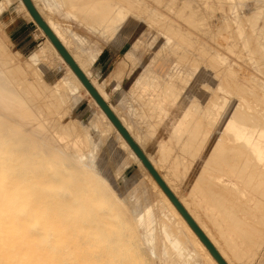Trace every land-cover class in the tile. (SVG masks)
Wrapping results in <instances>:
<instances>
[{
	"label": "rangeland",
	"instance_id": "1",
	"mask_svg": "<svg viewBox=\"0 0 264 264\" xmlns=\"http://www.w3.org/2000/svg\"><path fill=\"white\" fill-rule=\"evenodd\" d=\"M5 1L8 3L6 6L4 5L5 7H2L0 12L6 9L10 10L9 7L11 3H13V6H15L13 8L16 12L13 11L12 14L16 15L17 13L19 16L22 15L26 18V20H28V31L30 32V37L33 39L32 43L28 47L21 50L19 47L15 46L14 42L9 38L5 23L2 22L0 18V53H2L1 55L5 57L8 56V61L3 66H8L9 68L6 67L7 69H12L10 66H16L18 69L22 67L21 70L19 69V74H21V76L22 74L25 75L24 78L23 76L21 77L22 80H20V76L19 78H14H17L20 82L18 80L12 81L11 79L12 85L14 84L13 87L17 90V92L23 91L22 93L18 92V95L20 96H18V98L23 100L19 99L23 102L21 106L22 109H30L28 111H31L33 115H35V118H37V121H33L38 122L39 120L40 123H43L48 132L60 142L67 143L72 141L73 135L70 131H62L59 129L55 125L58 124V122L59 124L64 122V125L67 124V122H72L77 124L76 128L79 127L82 131H85L83 126H86L89 132L87 145L84 147L83 145L78 144L76 149L83 152V161H86L89 158L86 154L87 151H90L91 149L90 153L93 156L92 164L95 179L102 183V193L99 196V199L97 197H95V199L93 198L94 195L92 196L94 191L92 189L87 190L83 188L82 182H79V180H76L78 182L75 180L73 181L75 178L73 176L57 181L43 174L40 175L41 173H33L35 167H37L40 164V161H43L44 158L40 157L39 153H37V156L31 152L27 153L24 147L17 146L14 142L12 144L11 142L7 144V142L12 140L6 136L4 137V131L2 130V133L0 129V248H3L4 252L11 251L14 254L22 253L24 249H29L31 254L24 259L13 258L10 262H13V264H210L203 256H201L203 254L200 250L193 247L189 236L180 227L175 217H172L171 214L169 215L170 218H164V214L168 212V209L164 206L155 190L152 189L146 176L141 174L142 167L132 160L130 155L126 153V149L118 146L119 142H117L112 126L107 125L108 123L104 119L99 118L96 115L97 109L94 102L90 103V96L75 86H70L64 94H62L63 92L60 93L61 91L56 92L55 94L49 91L52 89L54 90V80H59V78L67 76V68L57 60L55 61L54 57L52 59V55H48V58L45 57V60L41 59L35 61V64H32L29 61L37 48L43 45L45 40L44 36L36 33L35 24L23 14L21 8L18 6L17 0H0L1 3H4ZM83 1L84 0H79V3H82ZM199 1L200 0H111L109 1L111 6H109L106 11L107 19H112V22H114V24L116 23L115 25H121V27L117 28L111 36H109L111 27L104 34L101 33L103 36L99 33H92L89 31L88 26L92 23V19H84L81 14H78L77 9L74 7V3L71 1L56 0V2L60 5L59 11L56 12H47L41 8L40 11H42L41 13L45 15V18L52 17L55 19V21L60 23L61 27L71 28L77 33L83 35L86 39L83 46L87 49L100 44L103 48L104 46L113 44L114 42L116 45L118 44V46H121V50L124 52L129 50L131 52L133 50L132 56L129 55L127 59H129L130 67L135 69L134 73L142 72L144 68L152 69L150 66L151 61L156 63L153 67L158 66L159 69L154 71L151 70L150 74L155 73V76L158 77L157 79L159 80L158 82L160 85L158 84L157 86V89L159 90L157 92L160 94V92L162 93L166 91V95L169 97L174 94L179 95L177 98L178 103L181 102L178 107L179 111L182 107H188L184 109L187 111L184 112V116H181L180 119L183 120L182 127L185 130L178 133L179 135H182V137L176 135V132L170 131L167 138L162 136L156 138L152 147L146 148L142 142V147H140L148 152L146 156H148L152 165H155L154 167L157 168L156 170L160 172L162 175L160 176L162 178L164 177V180L166 177L168 184L171 182L169 185H172L174 194H178V198L180 197L181 200L185 201L182 202L184 207H187V210L191 208L189 213L192 217H194L195 222L197 223L198 221L197 224H200V221L202 224L205 222L207 226L205 224H203L204 227L202 224H200L202 227L200 225L198 226L205 234L207 232V237L213 234L208 238L211 240L213 238L212 243L215 241V245L218 244L222 247V251H219L225 256L227 255V258L224 256V260L228 264L231 262V264H264V194L263 196L259 195L262 194V191H260L261 187H263L262 190H264V184L258 180H254L253 178L250 179L249 182L241 180L238 178L237 173V176L234 175L235 171L239 172V170L243 169L240 164L237 166L239 167L238 169L234 168L235 170L233 173V170H231L229 166H224L222 160H219L221 156L220 151L222 150L221 144L223 145L227 143L229 138H227L229 134L227 135L225 130L220 128V123L222 124L224 121L225 114L223 113L225 112V109L228 110V112H233L232 108H234L237 104L241 105L242 103L248 106V100L250 101H248V103H251L252 105L250 104V106L252 107L255 103L257 104V106L254 105L253 108L256 107V109H259L260 111L261 107H259V104H262V108H264V7L262 8L263 10L260 9L261 11H257V6L255 7L256 2L254 1L252 3V0H244V2H242L243 0ZM34 2H37L36 5H38L37 0ZM129 2H131V4H129ZM227 2L228 6L226 5ZM97 7L99 8L100 6H95V8ZM129 7H131V10L128 9ZM253 7L255 8V11ZM195 8H197V10H195ZM230 8L233 9L231 10ZM101 9L103 10V8ZM187 9L189 11H187ZM66 11L69 13L71 12L69 16H65L63 14ZM185 15L186 19H184ZM179 16L182 17L179 18ZM176 17H178V19ZM190 17H193L194 20L192 18L190 19ZM191 21L192 23H189ZM164 23H169V25ZM229 26H232L231 29L233 28L234 30H231ZM173 28L176 30H172ZM216 30L217 32H215ZM167 32L169 33L167 34ZM248 32L251 33V35H248ZM202 33H204L205 36ZM213 35L215 37H213ZM233 35L234 37H232ZM65 38H67V40L64 39V41L66 40L67 42H65L71 45L70 47L74 49L73 51H75L80 58L83 57L77 49L79 47L75 46L74 42L71 41V36L65 35ZM179 39L181 41H179ZM186 39L191 40V42L189 43V40L187 41ZM217 42L218 44L216 45ZM182 52L183 54H181ZM179 55L182 56V58H180ZM85 59L86 56L81 58V62L83 64L82 60H84L86 63L83 65H85L87 73L90 72L88 73L90 76L89 78L91 81H95H93L95 85L98 84L96 86L100 87L101 89H99L104 94V79L99 81L97 80L96 82V78L91 75V60L88 59L89 62H86L87 59ZM28 63L31 64L29 65ZM259 70H261V73ZM216 72L220 74L218 75ZM241 72L243 73L241 74ZM27 79L32 83L28 82ZM33 83L35 84L33 85ZM234 83L235 86L241 88L240 91L239 88L234 86ZM21 84L26 85L22 86ZM30 84L32 85L34 93L37 92L34 96H32L34 93H31L32 88ZM36 86L40 89H37ZM41 87L43 89H41ZM222 87L223 90L226 91L220 90ZM25 89H28L27 91L31 93L30 96L27 94L29 92ZM36 89L37 91H35ZM39 90H43L42 92L45 93L46 97L45 95L43 96V93L39 92ZM230 92H232V94ZM215 93H217L216 96H221L219 97L220 102H217V104L216 101L218 100L216 99L217 97H215ZM105 95L106 94H104L105 99L107 98L108 101L113 104L114 98L111 96L112 94L107 91V97ZM53 97L54 99L59 100L56 102V100L51 99ZM138 97H140V102L137 103L140 107L134 110V117L143 118V115L140 116V114H138L139 111L143 109L142 104L146 103L142 100L145 98V101H149L150 99L149 97L146 98L144 94ZM229 97L232 98V101ZM25 98L29 99L26 101ZM32 98H34L33 100L35 102ZM223 98L226 103L228 102L227 104H230L229 107L228 105L225 106L226 108L223 106L225 103ZM168 99L169 98H166L164 100L169 101ZM48 100L54 102H48ZM42 101H46L44 105H42ZM238 101L240 104L237 103ZM58 102L62 104H58ZM34 103L35 105H33ZM169 103L170 101L165 102L164 104L169 105ZM207 103L209 104L207 105ZM218 103L221 105H218ZM50 104L52 108H50ZM166 105L164 106L166 107ZM47 106L48 108H46ZM55 106L58 108H55ZM145 106L146 105H144V107ZM31 107H38V109L36 111V108L34 109ZM45 108L50 110L46 112L47 110ZM205 108L208 111H206ZM39 110L42 111V113H37L40 112ZM117 111L116 113L119 115L118 117H122V119H124L120 111L118 109ZM43 112L46 116H44ZM261 112L264 113V109H261ZM91 113L96 115L95 120H97L102 129L101 133L94 130L92 127L93 124L89 123ZM155 116L158 120H160L159 117L162 115L160 113H155ZM230 117H228V120L231 119ZM32 118L34 119V117ZM255 120L256 121L253 120V122L249 121V123L253 124L255 122L254 124H256V126L254 127L260 130L263 129L264 131V116L261 117V122L260 120ZM229 122L230 121H228V124L230 125ZM80 123L81 125L83 124V126H81ZM196 123L200 125L201 128L198 131L197 128H195ZM237 123L234 124V128L231 127V129L236 133H238V127H243L241 122ZM62 124L63 123L60 125ZM250 124L247 125L249 126ZM51 125L53 127H51ZM221 131L223 133H221ZM66 132L68 134H66ZM131 133L133 132L131 131ZM221 134L223 137L225 136V139H222ZM133 135L134 139L136 137L135 140L138 142L139 135L137 136L135 131ZM199 136L202 137L199 138ZM216 137L219 140L222 139L221 141H224V143L219 140L215 141L217 140ZM194 139H197L198 141H194ZM147 141H149V138L146 137L145 142ZM198 143H203V146ZM216 143H218L217 148L215 145ZM213 155L216 157L214 158ZM10 157H13L14 160H11ZM202 159H204V161ZM213 162L216 163V165H219L217 167H220L221 169L217 168L214 164L215 168ZM128 165V169L125 174L122 175V169ZM205 165H208L207 171H205ZM199 166L203 167L204 170ZM234 167L236 166L234 165ZM201 171L202 173H200ZM204 171L206 175L203 173ZM221 171L223 172L221 173ZM226 171L228 172L227 176L224 175ZM244 171L253 172V170L250 171L248 169ZM215 172L218 175H215ZM136 173L137 175L139 174L138 179L140 182H143V191L145 196H142L141 188H139V190H134L130 187L131 182H133L134 178L137 176ZM34 174L36 176H34ZM199 174L205 175V179L209 180V184L212 183L213 186L215 185V182L210 181V179L213 180L212 178L215 176H221L219 181L231 184L224 185V187H226L225 189L222 187L223 184L219 186L220 189L221 187L223 188L221 189L222 193V190H224L223 195L225 197V201H223L222 197H219L217 201L216 199L214 200L212 198H208V196L195 191L197 188V179H204V177L199 176ZM44 176L46 177V182L44 181L43 183V180L40 182L41 178L45 180ZM182 177L183 179H181ZM47 178L49 179L48 182ZM174 178L178 182H176ZM167 180H165L166 183ZM204 180L203 182L205 183L206 180ZM175 182L179 183L176 184L177 188L175 187ZM133 184L134 183H132V185ZM230 186L231 188L233 187L232 189L234 192L228 191L229 189L226 190L227 187L230 188ZM192 187V191L194 190L193 192L190 190ZM231 188L230 190H232ZM131 190L133 191L131 192ZM236 191L238 193H236ZM226 192H228V194ZM229 192L232 193V195ZM245 193H247V196ZM207 194L210 195V192H207ZM235 194L237 196H235ZM230 197L233 198V200L230 199ZM227 198L231 200V204L228 203L229 200ZM151 201V223L148 230L143 222L140 223L135 220L132 209L134 207L138 208L144 203ZM232 201L235 203V208ZM217 203L218 208L216 207ZM214 204L215 207L213 206ZM230 207L234 210H230ZM195 216H200V220H198V217ZM208 228L210 232L208 231ZM175 231L177 237L179 236L178 234H180L178 239L181 240V242L177 239ZM208 232L211 234H208ZM250 237L251 240L249 239ZM249 243H252V246H250ZM218 245L216 248L219 249ZM186 251H193L191 257L187 258L188 255ZM152 253L155 254L153 255ZM3 257L4 253H0V264L3 263ZM227 259H229V261Z\"/></svg>",
	"mask_w": 264,
	"mask_h": 264
},
{
	"label": "bare ground",
	"instance_id": "2",
	"mask_svg": "<svg viewBox=\"0 0 264 264\" xmlns=\"http://www.w3.org/2000/svg\"><path fill=\"white\" fill-rule=\"evenodd\" d=\"M4 1V0H3ZM32 1V0H31ZM35 1V0H34ZM114 1V0H113ZM118 1V0H117ZM128 1H132V0H128ZM134 1H137V0H134ZM189 1V0H188ZM201 1V0H200ZM199 1V2H200ZM203 1V0H202ZM211 1V0H210ZM225 1V0H224ZM256 2L254 5H255V7H256V9H257V11H259L260 9H262L263 7H264V0H252V3L253 2ZM161 2V1H160ZM181 2V1H180ZM233 2V1H232ZM242 2H244V0L242 1ZM241 2V3H242ZM7 1H5L4 3H1L0 2V11L2 10V7L5 5H7ZM17 3H18V6L23 10V13H24V15L29 19V20H31L34 24H35V30H36V33H38V34H41V35H43L44 36V43H43V45L42 46H40V47H38L37 48V50L34 52V54L32 55V57L29 59V61L32 63V64H35L36 62L35 61H37V60H41V59H44L45 57H47L48 55L50 56V55H52V59H53V57L55 58V61L57 60L58 62H60V63H62L63 64V66H65L66 68H67V71H68V74H67V76H64V77H61V78H59V80H54V90L52 89V90H49V91H51V92H53L54 94L56 93V92H59V91H61L60 93H62V94H64V93H66L67 92V90H68V88L70 87V86H75L76 88H78V89H80V90H82L84 93H86V94H88L89 95V93H88V91L84 88V86L81 84V82L78 80V78L76 77V75L73 73V71L70 69V67L68 66V64H66V62H64V60L62 59V57L58 54V52H57V50L54 48V46L52 45V43L49 41V39L44 35V33L42 32V30L40 29V27L33 21V19H32V17L30 16V14L28 13V11L26 10V8H25V6L23 5V3H22V1L21 0H17ZM33 4L35 3V2H32ZM37 3V2H36ZM65 3V2H64ZM119 3V2H118ZM120 3H122V2H120ZM134 3H137V2H134ZM171 3H173V2H171ZM191 3H194V2H191ZM236 3V2H235ZM251 3V4H252ZM129 4H131V2H129ZM174 4V3H173ZM180 4V3H179ZM186 4V3H185ZM189 4V3H188ZM220 4H221V2H220ZM224 4V3H223ZM231 4V3H230ZM247 4H248V2H247ZM250 4V5H251ZM133 5V4H132ZM181 5V4H180ZM191 5V4H190ZM194 5H197V4H194ZM207 5V4H206ZM226 5L228 6V2L226 3ZM233 5V4H232ZM250 5H248V6H250ZM4 6V7H5ZM37 6V5H36ZM118 6V5H117ZM134 6V5H133ZM144 6V5H143ZM221 6V5H220ZM219 6V7H220ZM227 6H226V8H227ZM231 6V5H230ZM242 6H243V4H242ZM245 6V5H244ZM253 6V5H252ZM185 7H186V5H185ZM202 7V6H201ZM208 7V6H207ZM222 7V6H221ZM36 8V7H35ZM131 7H129L128 9H130ZM143 8V7H142ZM152 8V7H151ZM167 8V7H166ZM178 8V7H177ZM190 8V7H189ZM250 8V7H249ZM254 8V7H253ZM45 9V8H44ZM114 9V8H113ZM117 9V8H116ZM139 9V8H138ZM145 9V8H144ZM173 9V8H172ZM175 9V8H174ZM179 9V8H178ZM181 9V8H180ZM231 9V8H230ZM233 9V8H232ZM231 9V10H232ZM94 11H95V13H97L99 16H100V18H99V16H96V19H97V17L99 18V19H102V20H106L107 19V12L106 11H104V10H102L100 7L98 8H94L93 9ZM131 10V9H130ZM177 10V9H176ZM175 10V11H176ZM182 10V9H181ZM195 10H197V8H195ZM223 10V9H222ZM263 10V9H262ZM38 11V10H37ZM163 11V10H162ZM187 11H189L188 9H187ZM220 11H221V9H220ZM247 11V10H246ZM254 11H255V8H254ZM261 11V10H260ZM38 12H40V10L38 11ZM42 12V11H41ZM40 12V13H41ZM67 12V11H66ZM65 12V13H66ZM165 12V11H164ZM180 12V11H179ZM239 12V11H238ZM251 12V11H250ZM39 13V14H40ZM71 13V12H70ZM69 13V14H70ZM176 13V12H175ZM195 13V12H194ZM202 13V12H201ZM214 13V12H213ZM216 13V12H215ZM259 13V12H258ZM74 14H76V13H74ZM80 14H82V13H80ZM86 14V17L85 18H88L89 19V17H87V13H85ZM164 14V13H163ZM167 14V13H166ZM180 14V13H179ZM187 14V13H186ZM251 14V13H250ZM260 14H261V12H260ZM42 14H40V16H41ZM44 15V14H43ZM42 15V16H43ZM83 15V14H82ZM89 15V14H88ZM193 15V14H192ZM195 15V14H194ZM41 16V17H42ZM84 16V15H83ZM169 16V15H168ZM176 16H178V15H176ZM190 16H191V14H190ZM214 16V15H213ZM218 16V15H217ZM250 16V15H249ZM44 17H45V15H44ZM170 17V16H169ZM182 17V16H181ZM180 16H179V18H181ZM195 17H197V16H195ZM208 17V16H207ZM246 17V16H245ZM43 18V17H42ZM84 18V19H85ZM177 19H178V17H176ZM193 19V17H190V19ZM202 18V17H201ZM218 18V17H217ZM236 18H238V17H236ZM44 19V21L46 22V24L49 26V28L52 30V32L56 35V37L58 38V40L63 44V46L66 48V50L69 52V54L72 56V58L74 59V61L76 62V64L78 65V67L81 69V71L84 73V75L88 78V80L90 81V83L94 86V88L96 89V91L98 92V94L104 99V101L106 102V99H105V97H104V94H106V93H104L103 94V92H101V88L100 87H97L96 85H98V84H94L93 83V81H91V79L89 78L90 76L88 75V73H90V72H88L87 73V69L85 70V65H83V64H86L85 62H84V60H82L83 61V64H82V62H81V58H84V57H79V55H77V53L75 52V51H73L74 49H72V47H70L71 45H69L68 43H66L67 41V38H65V35H67V33H69L70 32V30H61V28L59 27L60 25H59V23L57 22V21H55V19H53V18H48V17H46V18H43ZM98 19V20H99ZM123 19H124V17H123ZM163 19V18H162ZM184 19H186V15L184 16ZM203 19V18H202ZM227 19V18H226ZM242 19V18H241ZM97 20V21H98ZM160 20V19H159ZM175 20V19H174ZM194 20V19H193ZM198 20V19H197ZM204 20V19H203ZM101 21V20H100ZM122 21V20H121ZM173 21V20H172ZM177 21V20H176ZM223 21V20H222ZM99 22V21H98ZM97 22V23H98ZM106 22V21H105ZM104 22V23H105ZM160 22V21H159ZM169 22H170V20H169ZM183 22V21H182ZM195 22V21H194ZM228 22V21H227ZM231 22V21H230ZM252 22V21H251ZM101 23V22H100ZM99 23V24H100ZM120 23V22H119ZM119 23H117V24H119ZM122 23V22H121ZM163 23V22H162ZM171 23V22H170ZM187 23V22H186ZM189 23H192V21L191 22H189ZM220 23V22H219ZM262 23V22H261ZM102 24V23H101ZM100 24V25H101ZM107 24V23H106ZM116 24V23H115ZM114 24V25H115ZM159 24V23H158ZM164 24H166V23H164ZM168 25H169V23H167ZM166 24V25H167ZM200 24V23H199ZM203 24H204V21H203ZM90 25V24H89ZM92 25L93 26H95L93 23H92ZM91 25V26H92ZM109 25V24H108ZM120 25V24H119ZM165 25V26H166ZM184 25H186V24H184ZM189 25V24H188ZM192 25H194V24H192ZM209 25V24H208ZM239 25V24H238ZM241 25V24H240ZM93 26L91 27L92 29H93ZM97 26V25H96ZM95 26V27H96ZM113 26V25H112ZM158 26V25H157ZM157 26H155V27H157ZM164 26V25H163ZM171 26V25H170ZM183 26V25H182ZM225 26V25H224ZM177 27H179V26H177ZM193 27V26H192ZM198 27V26H197ZM218 27V26H217ZM221 27V26H220ZM230 27V26H229ZM232 27V26H231ZM231 27H230V29H231ZM97 28V27H96ZM96 28H94V29H96ZM102 28H104V25L102 26ZM169 28V27H168ZM175 28V27H174ZM174 28L172 29V30H174ZM195 28V27H194ZM249 28V27H248ZM63 29V28H62ZM65 29V28H64ZM98 29V28H97ZM96 29V30H97ZM110 29V28H109ZM159 29H160V27H159ZM158 29V30H159ZM163 29V28H162ZM161 29V30H162ZM186 29H187V27H186ZM185 29V30H186ZM199 29V28H198ZM208 29V28H207ZM225 29V28H224ZM233 29V28H232ZM231 29V30H232ZM243 29V28H242ZM250 29V28H249ZM262 29V28H261ZM99 30H102L101 28H99ZM98 30V31H99ZM112 30V29H111ZM110 30V31H111ZM114 30V29H113ZM166 30V29H165ZM171 30V29H170ZM176 30V29H175ZM174 30V31H175ZM178 30V29H177ZM219 30V29H218ZM234 30V29H233ZM246 30V29H245ZM91 31V30H90ZM163 31V30H162ZM184 31V30H183ZM190 31V30H189ZM202 31V30H201ZM226 31V30H225ZM230 31V30H229ZM72 32V31H71ZM71 32L69 33V34H71ZM96 31H94V33H95ZM100 32V31H99ZM178 32V31H177ZM204 32V31H203ZM208 32V31H207ZM211 32V31H210ZM215 32H217V30L215 31ZM231 32V31H230ZM35 33V34H36ZM75 33V32H74ZM105 33V32H104ZM169 32H167V34H168ZM172 33H174V32H172ZM185 33V32H184ZM191 33V32H190ZM192 33H193V31H192ZM205 33H206V31H205ZM222 33H223V31H222ZM221 33V34H222ZM246 33H247V31H246ZM256 33V32H255ZM100 34V33H99ZM111 34H112V32H111ZM187 34V33H186ZM195 34H197V33H195ZM203 35H204V33H202ZM201 34V35H202ZM211 34V33H210ZM233 34V33H232ZM251 35V33H249L248 32V35ZM110 35V34H109ZM231 35V34H230ZM76 36H78V35H76ZM111 36V35H110ZM173 36V35H172ZM186 36V35H185ZM195 36H197V35H195ZM200 36V35H199ZM205 36V35H204ZM257 36V35H256ZM68 37V36H67ZM176 37V36H175ZM181 37H183V36H181ZM213 37H215L214 35H213ZM217 37V36H216ZM224 37V36H223ZM232 37H234V35L232 36ZM254 37V36H253ZM187 38V37H186ZM248 38V37H247ZM252 38V37H251ZM64 39H66L65 41H64ZM107 39V38H106ZM193 39V38H192ZM195 39H197V38H195ZM209 39V38H208ZM214 39V38H213ZM177 40V39H176ZM184 40V39H183ZM187 40V39H186ZM189 40V39H188ZM187 40V41H188ZM215 40V39H214ZM239 40V39H238ZM249 40V39H248ZM257 40V39H256ZM82 41H84V40H82ZM179 41H181L180 39H179ZM199 41V40H198ZM204 41V40H203ZM206 41V40H205ZM213 41V40H212ZM236 41H237V38H236ZM250 41V40H249ZM261 41V40H260ZM259 41V42H260ZM136 42V41H135ZM134 42V43H135ZM185 42V41H184ZM191 42V40H189V43ZM252 42V41H251ZM75 43V42H74ZM83 43V42H82ZM133 43V42H132ZM194 43V42H193ZM207 43V42H206ZM213 43H215V42H213ZM223 43V42H222ZM249 43V42H248ZM195 44H197V43H195ZM218 44V42L216 43V45ZM220 44V43H219ZM225 44V43H224ZM254 44V43H253ZM75 45V44H74ZM77 45H79V44H77ZM134 45V44H133ZM175 45H176V43H175ZM211 45V44H210ZM215 45V46H216ZM227 45V44H226ZM225 45V46H226ZM230 45V44H229ZM249 45H250V43H249ZM256 45V44H255ZM202 46V45H201ZM222 46V45H221ZM258 46V45H257ZM78 47V46H77ZM213 47V46H212ZM224 47V46H223ZM251 47V46H250ZM175 48V47H174ZM202 48H203V46H202ZM249 48V47H248ZM256 48V47H255ZM77 49H79V48H77ZM176 49V48H175ZM199 49V48H198ZM221 49V48H220ZM226 49V48H225ZM251 49V48H250ZM254 49V48H253ZM82 50V49H81ZM177 50V49H176ZM171 51V50H170ZM182 51V50H181ZM185 51V50H184ZM205 51V50H204ZM255 51V50H254ZM253 51V52H254ZM79 52H81V51H79ZM82 52H83V50H82ZM201 52V51H200ZM229 52V51H228ZM257 52V51H256ZM165 53V52H164ZM169 53V52H168ZM172 53V52H171ZM187 53V52H186ZM185 53V54H186ZM198 53V52H197ZM207 53V52H206ZM252 53V52H251ZM2 53H0V126H2V127H0V129H1V132H2V130L4 131V137L6 136L7 138H9L10 140H12V141H9V142H7V144H9L10 142H11V144L14 142V144L15 145H17V146H20V147H24V149H25V151L27 152V153H34L36 156L38 155L37 153H39V155H40V157H43L44 158V160L43 161H40V164L37 166V167H35V169L33 170V173H41L40 175H45V176H48V177H50V178H53V179H55V180H57V181H61L62 179L64 180V179H66V177L68 178H70V177H75V178H78V179H73V181L75 180H79V182H82V186H83V188H85V189H87V190H89V189H92L93 191V193H92V196H93V198H95V197H97L98 199H99V196L101 195V189H102V183H100V181H98L97 179H95V173H94V171H93V156H92V154L90 153V151H91V149H90V151H87V156L89 157L86 161H83V158H84V154H83V152L82 151H80V150H78V149H76V147H77V145L79 144V145H83L84 147H86L85 145H87V142H88V136H89V132H88V128L86 127V126H83V124L81 125V123H80V125L81 126H83V128L85 129V131H82V130H80V128L78 127V128H76V125L77 124H74V123H72V122H67V124H65L64 125V122H61V123H63L62 125H60L59 124V122H58V124H55L59 129H61L62 131H70L71 133H72V135H73V139H72V141H69V142H67V143H65V142H60V141H58L57 139H55L54 137H53V135H51L49 132H48V130L44 127V124L43 123H40L39 122V120H38V122H34V121H37V118H35V115H33V113L31 112V111H28V110H30V109H28V110H26L27 108H24L25 110H23L22 109V104H23V100L21 99V98H18V92H17V90L13 87V85H12V81H17L18 79L16 78V79H14L15 77H18L19 78V76H20V78L23 76V78H24V76L25 75H23L22 74V76H21V74H19V69L21 70L22 69V67H20L19 69L16 67V66H10L12 69H7L6 67H8V66H3V65H5L6 64V62L8 61V56H3V55H1ZM85 54V53H84ZM180 54V53H179ZM181 54H183V52L181 53ZM180 54V55H181ZM188 54V53H187ZM202 54V53H201ZM209 54H210V52H209ZM212 54V53H211ZM253 54V53H252ZM81 55H82V53H81ZM174 55V54H173ZM179 55V56H180ZM206 55V54H205ZM255 55V54H254ZM256 55H258V54H256ZM126 56H127V54H126ZM178 56V55H177ZM199 56V55H198ZM210 56V55H209ZM238 56V55H237ZM10 57V56H9ZM184 57H185V55H184ZM188 57V56H187ZM190 57H192V56H190ZM205 57H207V56H205ZM48 58V57H47ZM177 58V57H176ZM179 58V57H178ZM180 58H182V56H180ZM189 58V57H188ZM195 58V57H194ZM193 58V59H194ZM212 58V57H211ZM211 58H209V59H211ZM86 59L88 60L89 58H87L86 57ZM85 59V60H86ZM192 59V58H191ZM201 59V58H200ZM208 59V58H207ZM212 59H214V58H212ZM247 59V58H246ZM45 60V59H44ZM51 60V59H50ZM86 60V62H89V60L87 61ZM190 60V59H189ZM199 60V59H198ZM256 60V59H255ZM258 60V59H257ZM174 61H175V59H174ZM202 61V60H201ZM204 61V60H203ZM206 61V60H205ZM48 62H51V61H48ZM122 62H124V61H122ZM178 62H180V61H178ZM184 62V61H183ZM192 62V61H191ZM199 62H200V60H199ZM216 62V61H215ZM222 62V61H221ZM26 63H27V61H26ZM31 63H28L29 65L31 64ZM56 63V62H55ZM132 63V62H131ZM190 63V62H189ZM188 63V64H189ZM195 63V62H194ZM193 63V64H194ZM260 63V62H259ZM10 64V63H9ZM12 64H13V62H12ZM16 64V63H15ZM88 64V63H87ZM192 64V63H191ZM11 65V64H10ZM49 65V64H48ZM198 65V64H197ZM18 66V65H17ZM21 66V65H20ZM32 66V65H31ZM62 66V67H63ZM84 66V67H83ZM190 66V65H189ZM199 66V65H198ZM204 66V65H203ZM50 67V66H49ZM117 67H119V66H117ZM134 67V66H133ZM208 67V66H207ZM232 67V66H231ZM259 67V66H258ZM9 68V67H8ZM222 68V67H221ZM235 68V67H234ZM242 68V67H241ZM210 69V68H209ZM220 69V68H219ZM237 69V68H236ZM243 69V68H242ZM28 70V69H27ZM262 70V69H261ZM261 70H259L260 71V73H261ZM23 71V70H22ZM21 71V72H22ZM148 71H149V69H148ZM148 71H146V72H148ZM224 71V70H223ZM241 71V70H240ZM243 71H244V69H243ZM264 71V70H263ZM27 72V71H26ZM31 72V71H30ZM122 72V71H121ZM23 73V72H22ZM215 73V72H214ZM243 72H241V74H242ZM247 73V72H246ZM253 73V72H252ZM25 74V73H24ZM27 74V73H26ZM144 74V73H143ZM216 74H218L217 72H216ZM220 74V73H219ZM218 74V75H219ZM223 74H225V73H223ZM236 74V73H235ZM256 74V73H255ZM149 75H150V73H149ZM152 76H154L153 74H151ZM150 75V76H151ZM221 75H222V73H221ZM238 75V74H237ZM262 75V74H261ZM31 76V75H30ZM39 76V75H38ZM150 76H148V74L147 75H142V77H141V80H140V82H142V83H146V84H149V83H152L151 81H153L152 79H150ZM158 76V75H157ZM242 76V75H241ZM126 77V76H125ZM156 77V76H155ZM243 77V76H242ZM260 77V76H259ZM25 78H27V77H25ZM157 78V77H156ZM180 78V77H179ZM223 78V77H222ZM221 78V79H222ZM241 78V77H240ZM248 78V77H247ZM261 78V77H260ZM11 79H12V81H11ZM14 79V80H13ZM32 79V78H31ZM139 79V78H138ZM218 79V78H217ZM20 80H22V78L20 79ZM117 80V79H116ZM19 81V80H18ZM27 81L28 82H30V83H32L30 80H28L27 79ZM33 81V80H32ZM222 81V80H221ZM248 81H249V79H248ZM254 81V80H253ZM20 82V81H19ZM22 82V81H21ZM25 82V81H24ZM35 82V81H34ZM95 82V81H94ZM96 82H97V80H96ZM224 82V81H223ZM229 82V81H228ZM250 82V81H249ZM27 83V82H26ZM40 83V82H39ZM38 83V84H39ZM189 83V82H188ZM17 84V83H16ZM19 84V83H18ZM35 83H33V85H34ZM46 84V83H45ZM139 84V83H138ZM141 84V83H140ZM139 84V85H140ZM156 84H158V83H156ZM174 84V83H173ZM225 84V83H224ZM227 84V83H226ZM233 84V83H232ZM22 86L23 85H26V84H21ZM29 85V84H28ZM28 85H27V87H28ZM46 85H48V84H46ZM204 85V84H203ZM221 85H223V84H221ZM220 85V86H221ZM250 85V84H249ZM30 86H31V88H32V85L30 84ZM38 86V85H37ZM36 86V87H37ZM43 86V85H42ZM45 86V85H44ZM49 86H50V84H49ZM114 86V85H113ZM137 86V85H136ZM135 86V87H136ZM150 86V85H149ZM152 86V85H151ZM219 86V85H218ZM228 86V85H227ZM234 86H235V83H234ZM257 86V85H256ZM51 87V86H50ZM156 87V86H155ZM206 87V86H205ZM235 87H237V88H239L238 86H235ZM243 87V86H242ZM248 87V86H247ZM250 87V86H249ZM29 88V87H28ZM39 87H37V89H38ZM100 88V89H99ZM138 88V87H137ZM136 88V89H137ZM207 88V87H206ZM224 88H225V86H224ZM228 88V87H227ZM257 88V87H256ZM21 89V88H20ZM35 89V88H34ZM37 89L35 90V91H37ZM40 89V88H39ZM41 89H43L42 87H41ZM217 89H218V87H217ZM235 89V88H234ZM253 89V88H252ZM18 90H19V88H18ZM26 90V89H25ZM28 90V89H27ZM26 90V91H27ZM32 90V92L31 93H34V90H33V88L31 89ZM45 90V89H44ZM219 90V89H218ZM220 90H223V87L222 88H220ZM241 90V88H239V91ZM256 90H258V89H256ZM256 90H254V91H256ZM21 91V90H20ZM43 90H39V92H42ZM134 91V90H133ZM223 91H226V90H223ZM231 91H233V90H231ZM264 91V90H263ZM23 92V91H22ZM22 92H19V93H22ZM27 92H29V91H27ZM47 92V91H46ZM50 92V93H51ZM216 92H218V91H216ZM229 92V91H228ZM235 92V91H234ZM31 93L29 92V93H27V94H29V96L31 95ZM35 93H37V92H35ZM32 94V96H34V95H36V94ZM43 93V92H42ZM41 93V94H42ZM60 93H59V95H60ZM158 93V92H157ZM161 93V92H160ZM214 93V92H213ZM231 94H232V92H230ZM238 93V92H237ZM24 94V93H23ZM48 94V93H47ZM54 94H53V96H54ZM61 94V95H62ZM140 94V93H139ZM142 94V93H141ZM216 94L217 93H215V97H217L216 99L218 100V101H216V104H217V102H220L219 101V97H221V96H219L218 97V95L216 96ZM230 94V95H231ZM239 94V93H238ZM247 94V93H246ZM260 94V93H259ZM22 95V94H21ZM25 95V94H24ZM37 95H39V94H37ZM43 96L45 95V93H43L42 94ZM41 95V96H42ZM51 95H52V93H51ZM50 95V96H51ZM56 95H58V94H56ZM55 95V96H56ZM155 95H157V94H155ZM160 95V94H159ZM162 95V94H161ZM241 95V94H240ZM239 95V96H240ZM244 95V94H243ZM252 95V94H251ZM250 95V96H251ZM23 96V95H22ZM48 96V95H47ZM63 96V95H62ZM90 96V95H89ZM106 96V95H105ZM125 96H126V94H125ZM127 96H129V95H127ZM133 96V95H132ZM178 96L179 95H173L171 98H173V100H178L177 98H178ZM209 96V95H208ZM236 96H238V95H236ZM20 97V96H19ZM45 97H46V95H45ZM57 97V96H56ZM59 97V96H58ZM107 97V96H106ZM155 97V96H154ZM153 97V98H154ZM161 97V96H160ZM214 97V98H215ZM225 97V96H224ZM240 97H242V96H240ZM254 97V96H253ZM27 98V97H26ZM25 98V99H26ZM31 98V97H30ZM42 98V97H41ZM152 98V99H153ZM170 98V99H171ZM230 98V97H229ZM236 98V97H235ZM256 98H258V97H256ZM22 100V101H20V100ZM29 99V98H28ZM28 99H26V101L28 100ZM34 98H32V100H33ZM48 99H50V98H48ZM51 99H54V97L53 98H51ZM90 99H91V101H90V103L91 102H94V104H95V106H96V115L99 117V118H102V119H104L108 124L107 125H111L112 126V130H113V132L115 133V137H116V139H117V142H119V145L118 146H121L123 149H126V153H128L129 155H130V157L132 158V160L133 161H135L136 163H138L141 167H142V170H141V174H143L144 176H146V178L149 180V182H150V185H151V187H152V189H154L155 190V192L157 193V195L160 197V199H161V201H162V203L164 204V206L168 209V212L167 213H165L164 214V218L165 219H168V218H170L169 217V215H171L172 214V217H175V219L177 220V222L179 223V225H180V227L183 229V231L189 236V238H190V242L193 244V247L195 248V249H198V250H200V252L203 254V255H201V256H203L204 258H205V260H207V262L208 263H210V264H218L215 260H214V258L212 257V255L208 252V250L206 249V247L204 246V244L200 241V239L198 238V236L194 233V231L190 228V226L188 225V223L184 220V218L180 215V213L178 212V210L175 208V206L171 203V201L168 199V197L165 195V193L161 190V188L158 186V184L155 182V180L152 178V176L148 173V171L144 168V166L142 165V163L140 162V160L138 159V157L134 154V152L131 150V148L129 147V145L127 144V142L124 140V138L120 135V133L117 131V129L112 125V123L110 122V120L108 119V117L106 116V114L102 111V109L96 104V102L94 101V99L90 96ZM145 99V98H144ZM215 99V100H216ZM228 99V98H227ZM232 98H230V100H231ZM238 99H239V97H238ZM237 99V100H238ZM251 99V98H250ZM54 100H56V102H57V100H59V99H54ZM62 100V99H61ZM63 100H65V99H63ZM108 100V99H107ZM126 100V99H125ZM124 100V101H125ZM130 100V99H129ZM241 100V99H240ZM247 100V99H246ZM254 100V99H253ZM259 100V99H258ZM34 101V100H33ZM223 101H224V98H223ZM222 101V102H223ZM232 101V100H231ZM242 101H243V99H242ZM241 101V102H242ZM249 101V100H248ZM248 101H247V104H248V106L247 105H245V104H242L241 103V105H236V106H234V108H232L233 110V112H231V111H229L228 112V110H226L225 109V112L223 113V114H225L224 116V121H223V123L221 124L220 123V128L221 129H223V130H225V132L227 133V138H228V141H227V143H225V144H221V151H220V153H221V156H220V158H219V160H222V162H223V165L224 166H229L230 168H231V170H233V173H234V168H239V167H237V166H239V164L241 165V167L243 168H241L242 170H239V172H237V171H235V174L234 175H236V173H237V175H238V178H240L241 180H243V181H245V182H249V180L250 179H254V180H258L259 182H261V183H263L264 184V131H263V129L262 130H260V129H257L256 127H254V126H256V124H250L249 123V121H252L253 122V120L254 121H256L255 119H257V120H260L261 119V117H263L264 116V113H262L261 112V109H264V108H262V104H259L260 106L259 107H261L260 108V111H259V109H256V107L255 108H253L254 107V105H256L257 106V104L255 103L254 105H253V107L252 106H250V104L251 103H248ZM21 102V103H20ZM35 102V101H34ZM43 102V101H42ZM46 101H44L43 102V104L42 105H44V103H45ZM48 102H54V101H49L48 100ZM61 102V101H60ZM60 102H58V104L60 103ZM109 102V101H108ZM127 102V101H126ZM125 102V103H126ZM152 102V101H151ZM162 102V101H161ZM160 102V103H161ZM172 102H174V101H172ZM207 102V101H206ZM208 102H210V101H208ZM213 102V101H212ZM212 102H211V104H212ZM225 102V101H224ZM250 102V101H249ZM253 102V101H252ZM257 102V101H256ZM261 102V101H260ZM107 103V102H106ZM110 103V102H109ZM148 103V102H147ZM152 103H155V102H152ZM163 103V102H162ZM214 103V102H213ZM228 103V102H227ZM226 102L224 103V107L226 106V105H228V107L230 106V104H227ZM237 103H239V101L237 102ZM243 103H244V101H243ZM254 103V102H253ZM258 103V102H257ZM264 103V102H263ZM29 104H30V101H29ZM47 104H49V103H47ZM60 104H62V103H60ZM108 104V103H107ZM209 103H207V105H208ZM220 103H218V105H219ZM233 104V103H232ZM240 104V103H239ZM33 105H35V103L33 104ZM40 105H41V103H40ZM53 105H55V104H53ZM52 105V106H53ZM111 105V104H110ZM109 104H108V106L110 107V109L113 111V112H115V108L113 107V106H110ZM129 105V104H128ZM153 105V104H152ZM215 105V104H214ZM217 105V106H218ZM221 105V104H220ZM234 105V104H233ZM252 105V104H251ZM24 106V105H23ZM25 106H27V105H25ZM59 106V105H58ZM168 106V105H167ZM199 106V105H198ZM222 106V107H223ZM264 106V105H263ZM39 107V106H38ZM38 107L35 109L34 107H31V108H34L36 111H37V109H38ZM44 107V106H43ZM160 107V106H159ZM209 107H210V105H209ZM209 107H208V109H209ZM221 107V108H222ZM223 107V108H224ZM46 108H48V106L46 107ZM45 108V109H46ZM50 108H52L51 107V104H50ZM55 108H58V107H56L55 106ZM114 108V109H113ZM126 108V107H125ZM219 108V107H218ZM226 108V107H225ZM130 109H132L131 107H130ZM206 109V108H205ZM213 109V108H212ZM231 109V108H230ZM47 110V109H46ZM45 110V111H46ZM50 110V109H49ZM49 110H47L46 112H48ZM53 110V109H52ZM158 110H160L159 108H158ZM158 110H157V113H158ZM165 110V109H164ZM221 110V109H220ZM219 110V111H220ZM40 111V110H39ZM44 111V110H43ZM54 111V110H53ZM154 111V110H153ZM155 111H156V109H155ZM206 111H208L207 109H206ZM223 111V110H222ZM55 112H57V111H55ZM133 112V111H132ZM161 112V111H160ZM37 113H42V111H40V112H37ZM36 113V114H37ZM44 113V112H43ZM50 113V112H49ZM51 113H52V111H51ZM94 113V112H93ZM93 113H91V115H90V122L89 123H92L93 124V129L94 130H96V131H99L100 133L102 132V129H101V127H100V125L98 124V122H97V120H95V114H93ZM164 113H166V112H164ZM212 113V112H211ZM53 114V113H52ZM51 114V115H52ZM210 114V113H209ZM216 114V113H215ZM214 114V115H215ZM223 114H222V117H223ZM49 115V114H48ZM115 115H116V113H115ZM129 115V114H128ZM133 115V114H132ZM154 115V114H153ZM230 115H231V117H230ZM44 116H46V114L44 113ZM117 116V115H116ZM180 116H184V113H181V115ZM32 117H34V119L32 118ZM118 117V116H117ZM154 117V116H153ZM176 117V116H175ZM228 117H230L231 119H229L228 120ZM47 118H48V116H47ZM49 118H50V116H49ZM219 118V117H218ZM118 119L120 120V119H122V118H120V117H118ZM149 119V118H148ZM175 119V118H174ZM181 119V117H178L176 120H175V123L173 124V127H172V132L174 131V132H176V135H178L179 137H182V135H179L178 133H181V132H183L185 129H183V127H182V123H183V120H180ZM182 119H183V117H182ZM34 120V121H33ZM53 120H54V117H53ZM157 120V119H156ZM232 120V121H231ZM51 121V120H50ZM57 121V120H56ZM121 121V123L124 125V127L127 129V131L129 132V134L131 135V132H130V130H129V126L123 121V120H120ZM153 121V120H152ZM167 121V120H166ZM199 121V120H198ZM217 121V120H216ZM219 121V120H218ZM228 121H230L229 123H230V125L228 124ZM262 120H260V122H261ZM54 122V121H53ZM77 122V121H76ZM75 122V123H76ZM102 122H104V121H102ZM147 122V121H146ZM232 122V123H231ZM237 122H241L242 123V125H243V127H238L239 129H238V133H236L234 130H232L231 129V127H233L234 126V124L235 123H237ZM259 122V123H260ZM66 123V122H65ZM149 123H151V122H149ZM212 123V122H211ZM210 123V124H211ZM258 123V124H259ZM51 124V123H50ZM49 124V125H50ZM54 124V123H53ZM79 124V123H78ZM104 124H106V123H104ZM152 124V123H151ZM238 124V123H237ZM247 124H250L249 126L247 125ZM257 124V125H258ZM260 125H261V123H260ZM264 125V124H263ZM47 126V125H46ZM196 127L195 128H197V131L199 130V129H201L200 128V125H198L197 123H196V125H195ZM48 127V126H47ZM51 127H53L52 125H51ZM56 127V128H57ZM156 127V126H155ZM154 127V128H155ZM182 127V128H181ZM235 127V126H234ZM233 127V128H234ZM259 127V126H258ZM107 128H109V127H107ZM152 128H153V126H152ZM219 128V129H220ZM262 128V127H261ZM264 128V127H263ZM49 129H50V127H49ZM53 129V128H52ZM169 129V128H168ZM54 130V129H53ZM153 130V129H152ZM163 130V129H162ZM203 130V129H202ZM235 130H237V129H235ZM54 131H56V130H54ZM154 131V130H153ZM201 131V130H200ZM199 131V132H200ZM210 131V130H209ZM150 132V131H149ZM58 133V132H57ZM221 133H223L222 131H221ZM66 134H68L67 132H66ZM70 135V134H69ZM223 135H225V134H223ZM132 136V135H131ZM217 136V135H216ZM63 137V136H62ZM104 137V136H103ZM103 137H102V139H103ZM197 137H198V135H197ZM202 137V136H201ZM200 136H199V138H201ZM219 137V136H218ZM221 137H222V139L224 138L225 139V136L223 137L222 136V134H221ZM69 138V137H68ZM132 138L134 139V137L132 136ZM178 138V137H177ZM196 138V137H195ZM199 138H198V140H199ZM217 138V137H216ZM136 139V138H135ZM134 139V140H135ZM221 139V140H222ZM176 140V139H175ZM197 139H194V141H198ZM202 140V139H201ZM219 139L217 138V140H215V141H218ZM221 140H219V141H221ZM140 141V140H139ZM200 141V140H199ZM135 142L138 144V142L135 140ZM201 142V141H200ZM203 142V141H202ZM208 142H209V140H208ZM222 143H224V141H221ZM187 143V142H186ZM195 143H197V142H195ZM118 144V143H117ZM198 144H202V146H203V143H198ZM198 144H195V145H198ZM217 144L218 143H216L215 145H216V148H217ZM220 144V143H219ZM139 145V144H138ZM199 145V146H200ZM117 146V145H116ZM139 147H140V145H139ZM141 148V147H140ZM85 149V148H84ZM142 149V148H141ZM186 149V148H185ZM210 149V148H209ZM220 149V148H219ZM218 149V150H219ZM184 150V149H183ZM212 150H214V149H212ZM142 151H143V153L145 154V152H144V150L142 149ZM160 151V150H159ZM217 151V150H216ZM183 152V151H182ZM198 152V151H197ZM200 152V151H199ZM213 152H215V151H213ZM219 152V151H218ZM218 152H217V154H218ZM124 153V152H123ZM33 154V155H34ZM197 154V153H196ZM214 154H216V153H214ZM145 156H146V154H145ZM214 156V155H213ZM219 156H217V157H219ZM236 157V159H235V157ZM147 158H148V156H146ZM216 156H214V158H215ZM10 159L11 160H14V158L13 157H10ZM216 159H218V158H216ZM148 160H149V158H148ZM152 160V159H151ZM203 161H204V159H202ZM150 161V160H149ZM163 161V160H162ZM153 162V161H152ZM198 162H199V160H198ZM151 163V162H150ZM160 163V162H159ZM152 164V163H151ZM193 164V163H192ZM198 164V163H197ZM203 164V163H202ZM206 164H208V163H206ZM216 165V163H214L213 162V165ZM232 166H230V165ZM236 164H238V165H236ZM139 165H137V166H139ZM215 165H214V167H215ZM234 165L236 166V167H234ZM155 166V165H154ZM153 166V167H154ZM173 166V165H172ZM201 166H203V165H201ZM208 165H205L204 167H205V171H207L208 169V167H207ZM217 166H219V165H216V167ZM221 166V165H220ZM190 167V166H189ZM200 167V166H199ZM209 167H211V166H209ZM213 167V166H212ZM213 167V168H214ZM215 167V168H216ZM155 168V167H154ZM188 168V167H187ZM200 168H202L203 170H204V168L203 167H200ZM217 168H220V167H217ZM139 169V168H138ZM155 169H157V168H155ZM189 169V168H188ZM201 169V170H202ZM211 169V168H210ZM221 169V168H220ZM219 169V170H220ZM246 169H248V170H253V172H246V171H244V170H246ZM140 170V169H139ZM202 170V171H203ZM225 170V169H224ZM223 170V171H224ZM157 172H158V170H156ZM202 171L200 172V173H202ZM205 171L203 172V173H205ZM210 171V170H209ZM213 171V170H212ZM215 171H216V169H215ZM223 171H221V173L223 172ZM179 172V171H178ZM214 172V171H213ZM199 173V172H198ZM217 173H218V171H217ZM227 171L225 172V176H227ZM158 174L159 175H161L160 174V172H158ZM214 174V173H213ZM136 175H137V173H136ZM205 175H206V173H205ZM205 175H201V174H199V176H205ZM215 175H218V174H216V172H215ZM236 175V176H237ZM34 176H36L35 174H34ZM44 176V177H45ZM162 176V175H161ZM172 176V175H171ZM229 176V175H228ZM43 177V178H44ZM134 177V176H133ZM177 177H180V176H177ZM184 177V176H183ZM183 177L181 178V179H183ZM221 176H215L214 178H212L213 180H211L210 179V181H213V182H215L214 184V186H213V184L211 183V184H209V180H206L205 179V177H204V179L206 180V182L204 183L203 182V180L204 179H197V178H195V179H197V183H196V186H197V188L195 189V191L198 193H200V194H203V195H206V196H208V198H212V199H216L217 201H218V199H219V197H222V199H223V201H225V197H224V190H222L223 191V193L221 192V189H225L226 187H224V185H231V184H229V183H225V182H221V181H219V178H220ZM139 178V174L136 176V178H134V180H133V182H131V184H130V187H131V189H134V190H139V188H141V193H142V196H145V193H144V191H143V182L141 181L140 182V180L138 179ZM162 178V177H161ZM164 178V177H163ZM162 178V179H163ZM173 178V177H172ZM171 178V179H172ZM175 178H176V176H175ZM174 178V179H175ZM230 178V177H229ZM145 179V178H144ZM177 179V178H176ZM175 179V180H176ZM179 179V178H178ZM195 179H194V181H195ZM41 180H43V183H44V181L46 182V177H45V180L44 179H40V182H41ZM81 180V181H80ZM164 180V179H163ZM165 180H167V178L165 177ZM164 180V182L166 183V181ZM204 180V181H205ZM215 180V181H214ZM49 181V179L47 178V182ZM147 181V180H146ZM182 181V180H181ZM233 181V180H232ZM76 182H78V181H76ZM148 182V183H149ZM176 182H178L177 180H176ZM174 183L175 184V187H176V184H179V183ZM132 183H134L133 185H132ZM171 183V182H170ZM169 183V184H170ZM187 183V182H186ZM217 183V184H216ZM168 184V180H167V183H166V185L170 188V190L173 192V188H172V185H169ZM223 184V188L221 187V189H220V187L219 186H221ZM149 185V184H148ZM217 185V186H216ZM233 185H235V184H233ZM45 186H46V184H45ZM178 186H180V185H178ZM259 186V185H258ZM262 186V185H261ZM260 187V186H259ZM177 188V187H176ZM179 188V187H178ZM230 188H231V186H230ZM230 188H228L227 187V189L226 190H228V191H232V192H234V190L232 189V190H230ZM257 188V187H256ZM255 188V189H256ZM262 188L263 187H261V190L260 191H262V194H259V195H262L263 196V194H264V190H262ZM188 189H189V187H188ZM187 189V190H188ZM192 189H193V187L192 188H190V190H191V192H193L192 191ZM258 190V189H257ZM68 191V190H67ZM133 190H131V192H132ZM259 191V190H258ZM189 192V191H188ZM207 192H210V195H208L207 194ZM229 192V193H230ZM244 192V191H243ZM255 192H257V191H255ZM139 193H140V191H139ZM174 193V192H173ZM180 193V192H179ZM187 193V192H186ZM227 194H228V192H226ZM236 193H238L237 191H236ZM191 194V193H190ZM231 195H232V193H230ZM234 194V193H233ZM244 194V193H243ZM247 193H245V195H246ZM258 194V193H257ZM141 195V194H140ZM175 195V194H174ZM178 195V194H177ZM177 195H175L177 198H178V196ZM141 196V197H142ZM191 196V195H190ZM230 196V195H229ZM235 196H237L236 194H235ZM247 196V195H246ZM140 197V198H141ZM151 197V196H150ZM158 197V198H159ZM182 197H184V196H182ZM215 197V198H214ZM228 197V196H227ZM232 197V196H231ZM230 197V199H232L233 200V198H231ZM189 198V197H188ZM204 198H205V196H204ZM239 198V197H238ZM91 199V198H90ZM96 199V198H95ZM100 199H101V197H100ZM192 199V198H191ZM228 199V198H227ZM239 199H241V198H239ZM139 200V199H138ZM159 200V199H158ZM178 200L181 202V204H182V202H185V201H183V200H181V198L179 197L178 198ZM229 200V199H228ZM140 201V200H139ZM231 200H229V202L228 203H230L231 204V202H230ZM233 202V201H232ZM138 203V202H137ZM142 203H143V201H142ZM188 203V202H187ZM212 203V202H211ZM227 203V204H228ZM234 203V202H233ZM232 203V204H233ZM151 204H152V201L151 202H146V203H144L142 206H140V207H138V208H133L132 209V213H133V215H134V218H135V220L136 221H138V222H143L144 223V225H145V227L149 230V226H150V223H151V220H150V210H151ZM156 204V203H155ZM198 204V203H197ZM230 204H228V205H230ZM183 205V204H182ZM190 205V204H189ZM211 205V204H210ZM184 206V205H183ZM185 206H186V203H185ZM214 207H215V204L213 205ZM218 206V203L216 204V207ZM234 208H235V203H234ZM186 210H187V207H184ZM189 208V207H188ZM218 208V207H217ZM223 208H224V205H223ZM204 209V208H203ZM208 209V208H207ZM245 209V208H244ZM189 210H191V208L190 209H188L187 210V212L189 213ZM201 210V209H200ZM230 210H234V209H232L231 207H230ZM246 210V209H245ZM193 211V210H192ZM212 211V210H211ZM251 211V210H250ZM104 212H106V211H104ZM205 212V211H204ZM203 212V213H204ZM209 212V211H208ZM194 213V212H193ZM192 213V214H193ZM251 213V212H250ZM190 214V213H189ZM190 216L192 217V215L190 214ZM205 216V215H204ZM195 217H198V216H195ZM200 217V216H199ZM199 217L197 218L198 220H200L199 219ZM193 218V220L195 221V219H194V217H192ZM201 218V217H200ZM160 219V218H159ZM117 220V219H116ZM202 220V219H201ZM165 221V220H164ZM172 221V220H171ZM216 221V220H215ZM166 222V221H165ZM204 222V221H203ZM213 222V221H212ZM164 223V222H163ZM197 223H198V221H197ZM196 223V224H197ZM200 224H202L201 223V221H200ZM200 224H197V225H200ZM203 224H205V222L203 223ZM203 224H202V226H203ZM242 224V223H241ZM245 224V223H244ZM134 225V224H133ZM163 225H165V224H163ZM162 225V226H163ZM206 225V224H205ZM214 225V224H213ZM246 225V224H245ZM119 226V225H118ZM201 226V225H200ZM201 226V227H202ZM207 226V225H206ZM242 226V225H241ZM175 227V226H174ZM178 227V226H177ZM204 227V226H203ZM171 228V227H170ZM179 228V227H178ZM214 228V227H213ZM247 228V227H246ZM173 229V228H172ZM201 229V228H200ZM203 229H205V228H203ZM167 230H169V229H167ZM202 230V229H201ZM208 231H209V228H208ZM171 232H173V231H171ZM210 232V231H209ZM208 232V234H211V233H209ZM217 233H218V231H217ZM175 234H176V231H175ZM205 234V233H204ZM206 234H207V232H206ZM205 234V235H206ZM168 235V234H167ZM179 236H180V234H178ZM211 235H213V234H211ZM211 235H209V236H211ZM162 236V235H161ZM179 236L177 237V234H176V237H177V239L179 238ZM182 236V235H181ZM208 236V237H209ZM213 237V236H212ZM170 238V237H169ZM181 238V237H180ZM209 239V238H208ZM171 240V239H170ZM179 240V239H178ZM183 240V239H182ZM210 241H211V243H212V240H213V238H212V240L211 239H209ZM2 242H3V240H2ZM162 242V241H161ZM179 242H181V240H179ZM215 242V241H214ZM213 242V243H214ZM212 243V244H213ZM213 245H215V243L213 244ZM218 245V244H217ZM217 245H215L214 247L216 248V246ZM218 247H219V249L218 248H216L217 249V251L219 252V254L222 256V258L224 259V254H222L220 251H222V247L221 246H219L218 245ZM156 250V249H155ZM220 250V251H219ZM31 251V250H30ZM193 252V251H192ZM192 252L191 251H186V253H187V258L188 257H191V254H192ZM224 252V251H223ZM0 253H4V257H3V263L2 264H13V262H10L13 258H19V259H24V258H27L28 256H30L31 254H30V252H29V249L27 250V249H24L23 251H22V253H13V252H11V251H9V252H4L3 251V248H0ZM153 255L155 254V253H152ZM227 256V255H226ZM225 256V257H226ZM176 258V257H175ZM227 258V257H226ZM225 258V259H226ZM228 261H229V259H227ZM231 262V261H230ZM227 263V262H226ZM232 263V262H231ZM230 263V264H231ZM228 264V263H227Z\"/></svg>",
	"mask_w": 264,
	"mask_h": 264
},
{
	"label": "crops",
	"instance_id": "3",
	"mask_svg": "<svg viewBox=\"0 0 264 264\" xmlns=\"http://www.w3.org/2000/svg\"><path fill=\"white\" fill-rule=\"evenodd\" d=\"M37 1H38V5L36 6V3H34V6L36 7V9L38 11L40 10V8L42 10H46L47 12H50V11L56 12V11H59V9H60V5L56 2V0H37ZM68 1H71L74 3V7H75V9H77L78 14L82 13L84 16L82 14H81V16L83 18H85L86 17L85 13H87V17H89V20L91 18L92 23L95 26L97 25L96 27L98 29L95 26H93L92 23L88 26L89 31L91 30L92 33H94V31H96L95 33H100V35H101V33L104 34V32H107L108 29L111 27V29H112L110 31V35H111V32L113 33L114 31L117 30V28L121 27V25L120 26L119 25L114 26V22H112V19H110V20L106 19L105 20L106 22L103 21L102 19H99L100 16L97 13H95V11L93 10L95 8V6H100L101 8H103L104 11H107V8L109 6H111V3H109V1H111V0H99V1L98 0H92V1L84 0L82 3H79V0H68ZM32 2H34V0H32ZM90 2H92V3H90ZM13 7H15V6H13V3H11V5L9 7L10 10L6 9V10L0 12V18H1V21L5 23L9 38L14 42L15 46H17L21 50H23L24 48L28 47L32 43L33 39L30 37V32L28 31V27H29L28 26L29 25L28 20H26V18H24L22 15L19 16L17 13H16V15H13L12 12L15 11V9ZM22 12H23V10H22ZM40 14H42V13H40ZM63 14L65 16L70 15L69 12H66V13L64 12ZM96 16H99V18L97 17V19H96ZM42 17L45 18L44 15ZM50 18H52V17H50ZM85 19H88V18H85ZM97 20L99 21V23L100 22L102 23V24L100 23L101 25L99 24L100 26L98 25ZM59 25H60V23H59ZM91 25L93 26V29L91 28L92 27ZM103 25H104V28H102ZM59 27L61 28V30H65V31L70 30V32L72 31L71 34H69L70 33L69 32V33H67V35H70L71 41L75 42L74 43L75 46L79 47L78 51H81L79 53L80 54L82 53L83 57L86 56L91 60V64H90L91 75L94 78H96V80H98V81L104 79L106 96H107V91H109L112 94L111 96L114 98L113 104L111 102L109 103L108 100L106 102L109 105L111 104L110 106H113L115 108V109L113 108L115 110L114 113H116V111L118 109L124 117V119H122V120L124 122L126 121L125 123L129 126V130H131L133 133L135 131V134H137V136L139 135L138 138L140 141L138 140V142H139L140 146L142 147V145H141V142H142V144L144 146H146V148H150V147H152V145H154L156 138H158L160 136L167 138L169 136L170 131H172V127H173V124L175 123V120L178 117H181L180 116L181 113L186 112L187 110H184V109H186L188 107H182L179 111L178 107H179V104H181V102L178 103L177 100H173V98H171L172 96L169 97L168 95H166V91L160 93V95H159V93H157V91H159L157 89V86L159 84V82H158L159 80L157 79L158 77L157 78L155 77V73H153L154 76H152L151 74H150L151 76L149 75V73H151V70L154 71L156 69H159L158 66L153 67V66H155L154 64H156V63L151 61L150 66L152 67V69L151 68H144L142 72L134 73L135 69L130 67L129 59H127V57H129V55L132 56L133 50L131 52H130V50L127 52H124L123 50H121V46H118V44L116 45L114 42H113V44L106 45L103 48H102V45L100 44V45H95V46L87 49L83 46L84 42L86 41V39L83 35L77 33L76 31H74L71 28L66 27L64 29L63 27H61V25ZM114 27H115V29H114ZM94 28H96L97 30ZM99 28H101L102 30H99ZM76 35H78V36H76ZM101 36H103V35H101ZM105 38H106V36H105ZM82 40H84V41H82ZM104 40H106V39H104ZM77 44H79V45H77ZM81 49L83 50V52ZM126 54H127V56H126ZM122 61H124V62H122ZM117 66H119V67H117ZM148 69H149V71H148ZM146 71H148V72H146ZM147 74H148V76H150V79L153 80V81H151L152 83L146 84V83L140 82L142 75H147ZM138 83L139 84L141 83V84L139 85ZM156 83H158V84H156ZM165 90H166V88H165ZM139 93L140 94L143 93L146 96V98L149 97V99H150L149 101H145L144 99L143 100L141 99L142 101H144L146 103L148 102L147 104L146 103L142 104L143 109L140 110L138 113V114H140V116L143 115L144 116L143 118L134 117V113H135L134 110L136 108L140 107L138 105V103L140 102V100H139L140 97H138V96L143 95V94L140 95ZM125 94H126V96H125ZM155 94H157V95H155ZM127 95H129V96H127ZM163 96H164V98H163ZM165 97L169 98L168 100L170 101V103L168 106L166 104H164L165 102H169V101L164 100V99H166ZM151 99L155 100V101H152ZM151 101L155 102V103H152ZM172 101H174V102H172ZM163 104L166 105V107ZM144 105H146V106L144 107ZM130 107L132 109H130ZM158 108L160 110H158ZM155 109H156V111H155ZM157 110H158V113H157ZM164 112H166V113H164ZM155 113H157V114L160 113L162 115L159 117L160 120H158V118H156ZM116 115L119 116L117 113H116ZM120 118H122V117H120ZM149 122H151L152 124ZM152 126H153V128H152ZM133 133H131V135L134 137ZM173 134H175V133H173ZM146 137L149 138V141H147V142H145ZM144 152L146 155L148 154L147 151L144 150ZM128 167H129V165L122 169V175L125 174ZM249 239L251 240V237ZM249 244H250V246H252V243H249ZM239 251H240V249H239Z\"/></svg>",
	"mask_w": 264,
	"mask_h": 264
},
{
	"label": "water",
	"instance_id": "4",
	"mask_svg": "<svg viewBox=\"0 0 264 264\" xmlns=\"http://www.w3.org/2000/svg\"><path fill=\"white\" fill-rule=\"evenodd\" d=\"M21 1H22L23 5L25 6L26 10L28 11V13L30 14V16L32 17L33 21L40 27V29L42 30L44 35L49 39V41L52 43L54 48L57 50L58 54L62 57L64 62H66V64H68V66L73 71V73L76 75L78 80L81 82V84L84 86V88L88 91L89 95L94 99L96 104L106 114V116L108 117V119L110 120L112 125L117 129V131L120 133V135L124 138V140L127 142L129 147L131 148V150L138 157V159L140 160V162L142 163L144 168L152 176V178L155 180V182L158 184V186L161 188V190L165 193V195L168 197V199L171 201V203L178 210L180 215L184 218V220L188 223L190 228L198 236L200 241L204 244V246L206 247L208 252L214 258V260L218 264H227L226 261L219 254L217 249L214 247V245L211 243V241L208 239V237L204 234V232L200 229V227L196 224V222L193 220V218L190 216V214L187 212V210L184 208V206L178 200V198L174 195V193L166 185L164 180L158 174L156 169L153 167V165L150 163L148 158L143 153L142 149L135 142V140L129 134L127 129L124 127V125L118 119V117L115 115V113L110 109V107L104 101V99L98 94V92L96 91L94 86L90 83L88 78L84 75V73L78 67V65L76 64V62L72 58V56L69 54V52L63 46V44L58 40L56 35L52 32V30L46 24L44 19L40 16L39 12L35 8L32 1L31 0H21Z\"/></svg>",
	"mask_w": 264,
	"mask_h": 264
}]
</instances>
